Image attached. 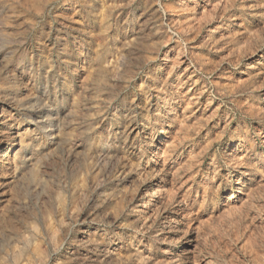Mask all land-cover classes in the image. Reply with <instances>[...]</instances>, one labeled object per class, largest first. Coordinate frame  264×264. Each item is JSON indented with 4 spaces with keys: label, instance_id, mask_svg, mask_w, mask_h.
Here are the masks:
<instances>
[{
    "label": "rangeland",
    "instance_id": "1",
    "mask_svg": "<svg viewBox=\"0 0 264 264\" xmlns=\"http://www.w3.org/2000/svg\"><path fill=\"white\" fill-rule=\"evenodd\" d=\"M0 264H264V0H0Z\"/></svg>",
    "mask_w": 264,
    "mask_h": 264
}]
</instances>
